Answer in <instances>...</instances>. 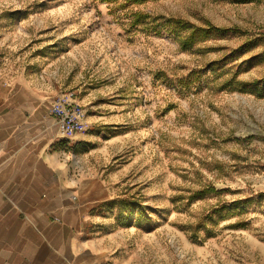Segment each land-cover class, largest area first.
Segmentation results:
<instances>
[{
    "label": "rangeland",
    "instance_id": "obj_1",
    "mask_svg": "<svg viewBox=\"0 0 264 264\" xmlns=\"http://www.w3.org/2000/svg\"><path fill=\"white\" fill-rule=\"evenodd\" d=\"M124 2L0 0L1 71L91 120L111 258L259 264L264 0ZM191 27L228 33L184 48Z\"/></svg>",
    "mask_w": 264,
    "mask_h": 264
},
{
    "label": "crops",
    "instance_id": "obj_2",
    "mask_svg": "<svg viewBox=\"0 0 264 264\" xmlns=\"http://www.w3.org/2000/svg\"><path fill=\"white\" fill-rule=\"evenodd\" d=\"M41 96L0 69V264H128L93 237L109 190L91 163V120L68 139ZM259 264H264V249Z\"/></svg>",
    "mask_w": 264,
    "mask_h": 264
},
{
    "label": "built area",
    "instance_id": "obj_3",
    "mask_svg": "<svg viewBox=\"0 0 264 264\" xmlns=\"http://www.w3.org/2000/svg\"><path fill=\"white\" fill-rule=\"evenodd\" d=\"M64 100L68 101H62L61 105L54 106L52 112L56 116L58 134L68 139L83 130L81 124L82 115L80 105L74 101L73 94L64 96Z\"/></svg>",
    "mask_w": 264,
    "mask_h": 264
},
{
    "label": "trees",
    "instance_id": "obj_4",
    "mask_svg": "<svg viewBox=\"0 0 264 264\" xmlns=\"http://www.w3.org/2000/svg\"><path fill=\"white\" fill-rule=\"evenodd\" d=\"M106 3L112 4L118 0H102ZM146 0H125L124 5H130V4H139V3H143ZM220 33H228V32H224L223 30H218V29H214V28H198V27H191L190 28V33L188 34V36L185 38V43L183 44L184 48H188L190 47L195 40L197 39H201V40H206L210 37H212L214 34H220ZM241 49V48H239ZM260 82L259 80L253 82L254 85H258ZM247 85V84H246Z\"/></svg>",
    "mask_w": 264,
    "mask_h": 264
}]
</instances>
